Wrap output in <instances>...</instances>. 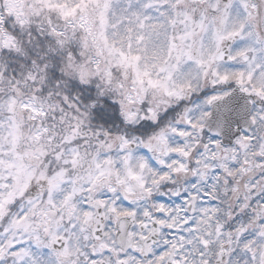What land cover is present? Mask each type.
I'll use <instances>...</instances> for the list:
<instances>
[{"label":"snow or ice","instance_id":"snow-or-ice-1","mask_svg":"<svg viewBox=\"0 0 264 264\" xmlns=\"http://www.w3.org/2000/svg\"><path fill=\"white\" fill-rule=\"evenodd\" d=\"M0 264H264V0H0Z\"/></svg>","mask_w":264,"mask_h":264}]
</instances>
